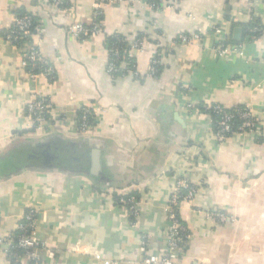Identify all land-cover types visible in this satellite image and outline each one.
<instances>
[{
	"label": "crops",
	"instance_id": "obj_1",
	"mask_svg": "<svg viewBox=\"0 0 264 264\" xmlns=\"http://www.w3.org/2000/svg\"><path fill=\"white\" fill-rule=\"evenodd\" d=\"M54 9L38 0H0V238L36 210V236L53 250L46 264H145L168 242L167 203L176 176L197 187L181 204L180 218L191 234L178 264H264V126L262 139L213 137L209 116L187 104L248 105L264 123V32L249 39L244 28H264V0H177L154 11L158 0L107 6L109 35H142L135 54L140 78L113 80L104 35L81 41L68 34L73 21L90 25L94 0H69ZM32 14L43 26L39 44L55 69V80L31 78L17 46L4 34L15 11ZM17 10V11H18ZM224 26L242 54L220 57L212 31ZM240 29L237 34L236 30ZM182 34L200 40L179 41ZM162 70L149 77L154 52ZM45 96L66 127L34 131L27 114L33 94ZM99 110L94 131L80 134L75 117L82 106ZM193 163V164H192ZM136 194L135 223L115 197ZM203 211L226 213L233 221L216 225ZM0 264H10L0 252Z\"/></svg>",
	"mask_w": 264,
	"mask_h": 264
},
{
	"label": "built area",
	"instance_id": "obj_2",
	"mask_svg": "<svg viewBox=\"0 0 264 264\" xmlns=\"http://www.w3.org/2000/svg\"><path fill=\"white\" fill-rule=\"evenodd\" d=\"M177 0H158V3L150 4V8L154 11L162 10L163 8L171 9L176 5ZM137 3L136 0H94V20L90 25H85L80 22L73 21L67 25V32L73 38L81 41H92L99 36L105 37V48L108 52L113 54L112 59L109 58L108 72L113 79L115 74L121 70L120 77L124 78L132 75L140 78L136 71L135 64L129 65L124 58L128 60L135 58L137 52H142V39L125 38L118 39L113 43H109V34L105 32L103 20V10L107 6H119L122 4ZM41 6L51 7L57 10L72 9V4L69 0H38ZM14 10L15 15L11 28L5 33V40L13 45H17L21 53L22 65L27 70L31 78L39 75L47 78L49 82L55 80V69L52 63L43 55L42 48L39 44L40 37L43 34L42 23L35 20L34 15L25 14L18 15ZM101 17V18H100ZM261 32L262 30L255 27L251 32ZM264 30L262 31V33ZM214 39V50L220 56H227L231 54H242L243 45L230 44L228 34L224 26L214 28L212 31ZM109 37V38H108ZM108 38V39H107ZM251 40L256 39L248 37ZM107 39V40H106ZM200 34L188 35L182 34L179 36V41L188 43L193 40H200ZM129 42L130 47L123 50L122 44ZM122 56L123 59H122ZM162 54L160 51L154 52L151 62L149 77L156 78L159 67L161 66ZM120 69V70H119ZM207 108H214L215 113L220 117L217 122L216 129L213 130V137L220 144L236 135H246L258 140L262 138L263 121L255 116L253 110L248 105H243L237 108L234 112H227L225 108L219 104L207 105ZM99 109L94 104L82 106L78 111H81L79 117H75V127L78 133L87 134L95 130L97 126V114ZM186 110L195 112L197 109L192 104H187ZM58 110L54 108L49 99L41 95L39 91L33 94V98L27 105V114L31 120L34 131H48L56 127H66L69 122L67 115L59 116ZM240 122L237 130L234 131L232 124ZM193 164V163H192ZM197 187L186 176L181 174L176 176V182L171 189V195L167 203V219L168 226V242L164 253L161 255L148 254V245L145 237H143V244L141 252L145 256V264H178V261L183 257L187 251L191 234L187 227L183 224L180 218L181 204L194 200L197 195ZM125 193L121 197V204L127 209L129 216L135 220L139 216V200L135 195ZM197 212H203L207 220L213 224L220 225L233 221L226 213L220 211H203L202 208L196 207ZM36 210L30 208L29 211L21 218L14 231L8 233L0 238V252L11 263L15 264H46L43 261L42 253L49 254L54 257L53 250L47 248L45 242L36 236ZM135 223V222H134ZM17 231V234H14ZM98 261L104 264H111L104 261L100 255H96Z\"/></svg>",
	"mask_w": 264,
	"mask_h": 264
},
{
	"label": "trees",
	"instance_id": "obj_3",
	"mask_svg": "<svg viewBox=\"0 0 264 264\" xmlns=\"http://www.w3.org/2000/svg\"><path fill=\"white\" fill-rule=\"evenodd\" d=\"M17 12V14L18 15H25V14H28V13H26V12H21V11H16ZM34 18H35V20H36V17L34 16ZM101 18V17H100ZM101 20H103V18H101ZM255 27H258L259 29H261L262 31L264 30V28H263V26H262V24H260V22H258V21H255V22H253L252 24H250V25H248V26H246L245 28H244V32H245V35L247 36V37H255V38H257V37H259L260 35H262V31L260 32H256V33H253V32H251V30L253 29V28H255ZM5 35V34H4ZM110 37V38H109ZM108 38H109V40H108V42L109 43H113V42H115V41H117V38L118 39H121V38H125V36L124 35H121V34H113V35H111V36H109ZM142 35H139L137 38L138 39H142ZM107 38V39H108ZM106 39V40H107ZM230 42V41H229ZM15 46H17V45H15ZM121 47L123 48V50L124 49H126V47H130V44H129V42H127V43H125V44H122L121 45ZM112 57H113V54L112 53H110L109 54V58L110 59H112ZM123 57L124 56H122V59H123ZM124 60H127L126 62L129 64V65H134L135 64V58H130L129 60L125 57L124 58ZM120 70V69H119ZM161 70H162V66H160L159 67V71H158V74H157V76H159L160 75V73H161ZM120 75H121V70L118 72V73H116L115 74V76H114V78H113V80H116V79H118L119 77H120ZM212 106H214V104L212 105ZM242 106H238V107H235V108H232V109H227V108H225V110L227 111V112H234L237 108H241ZM195 108L197 109V111L198 112H200V113H205V114H207L208 116H209V118L211 119V121H212V125H213V130H215L216 129V126H217V122H218V120L220 119V117L215 113V111L213 110L214 108H210V109H208L207 108V105H204V104H198V105H196L195 106ZM81 115V111H78V113H77V117H79ZM240 125V122H238V121H236V122H234L233 124H232V129L234 130V131H236L237 130V128H238V126ZM262 138H260V139H258V141L259 140H261ZM131 195H135L136 196V194H134V193H131L130 194V196ZM121 197L122 196H119V197H115V201H116V203L117 204H119V205H121V206H123L122 204H121V202H120V200H121ZM137 197V196H136ZM29 211V210H28ZM27 211V212H28ZM26 212V213H27ZM131 218V222L132 223H134L136 220L133 218V217H130ZM14 234H17V231L14 233ZM10 264H15L14 263V261H12L11 260V263Z\"/></svg>",
	"mask_w": 264,
	"mask_h": 264
},
{
	"label": "water",
	"instance_id": "obj_4",
	"mask_svg": "<svg viewBox=\"0 0 264 264\" xmlns=\"http://www.w3.org/2000/svg\"><path fill=\"white\" fill-rule=\"evenodd\" d=\"M240 31H241L240 29H237V30H236V33H237V34H239V33H240Z\"/></svg>",
	"mask_w": 264,
	"mask_h": 264
}]
</instances>
